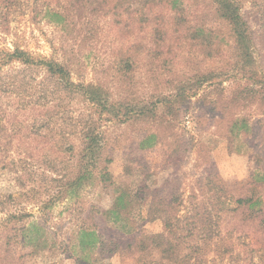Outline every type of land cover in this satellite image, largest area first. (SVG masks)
<instances>
[{
    "label": "rangeland",
    "instance_id": "rangeland-1",
    "mask_svg": "<svg viewBox=\"0 0 264 264\" xmlns=\"http://www.w3.org/2000/svg\"><path fill=\"white\" fill-rule=\"evenodd\" d=\"M85 1L66 33L50 12L66 13L68 0L0 3V60L19 47L65 67L71 84L0 62V256L8 250L17 264H264V234L243 223L249 213L220 212L252 195L264 204V0H177V20L163 0L147 5L144 22L138 0ZM222 1L248 42L236 43ZM130 52L126 69L121 54ZM90 85L133 111L101 112L81 91ZM89 136L98 139L93 168L84 157ZM198 212L214 233L198 229ZM7 215L24 218L5 225ZM96 225L108 250V240L118 242L114 252L81 250L78 231Z\"/></svg>",
    "mask_w": 264,
    "mask_h": 264
},
{
    "label": "trees",
    "instance_id": "trees-1",
    "mask_svg": "<svg viewBox=\"0 0 264 264\" xmlns=\"http://www.w3.org/2000/svg\"><path fill=\"white\" fill-rule=\"evenodd\" d=\"M10 0H0V3L5 4L6 2H9ZM171 5L168 6V10L171 11L174 14L173 19L177 20L181 14H182V9L177 7V0H170ZM135 2V0H134ZM139 3H137V7L140 8L141 12V22H144L143 18L146 16L145 10L147 5L154 4V3H163V0H138ZM223 2V1H222ZM87 1L85 0H68V6L67 11L59 12L56 9L51 10L50 14L53 15L55 18L54 21L62 27V30L66 33L69 31L71 26H73L74 23V18L69 19L70 17V12L75 11L77 15L74 17L80 18L82 15V12L87 7ZM73 7L74 10H70ZM133 7V6H132ZM222 9H220L221 16L229 19V22H232L234 26L236 27L238 33L236 34V43H241L244 44L245 42H248V38L246 35V30L242 28V24L239 22L237 17L234 15L233 12L235 10L232 9V6L228 2H223L222 3ZM223 8L225 11H223ZM133 13L136 12L135 7L132 9ZM219 11V10H218ZM119 15V14H116ZM146 19V18H144ZM176 26H178V23H175ZM163 40V37L155 38L154 44L162 45L160 42ZM122 58V63L124 65V68H128V63L129 60L132 58L131 52L126 53V54H121ZM6 60V62H18L22 66H24L27 69H31L34 66H38V68L44 69L46 71L47 75L49 78H57L59 84L65 83L66 87H70L71 84L68 81L69 77V72L65 67L62 65L52 62V61H45V60H36L34 59L27 51H24L23 49L19 47H15L14 50L12 51H5L2 53V58L1 60ZM0 60V62H1ZM105 88L101 85H90L86 89H82L81 91L83 92V95L86 97V99L92 103L93 105H98L100 106L101 112H108L110 115H112L114 118L118 117L119 113H123L124 116L128 115L131 111H133V108H130L129 104H126L125 102H122L119 104L115 103H110L109 102V96H107V92L104 90ZM154 103H152L151 106ZM120 108H125L124 112H118ZM144 111V110H143ZM142 111V112H143ZM123 117V116H122ZM235 126V123H233V127ZM90 129V128H89ZM91 130V129H90ZM151 139H154V135H152L149 139L143 140V144H140V147L143 148V145ZM98 143V139L95 136H89L87 137V142L84 144V153L86 154L84 157L88 160V167H94L91 164V161L93 160L95 156V151L94 148ZM87 167V166H86ZM88 170L83 172H87ZM79 172H82L80 170ZM84 178V176H80L78 180ZM138 198H140V194L136 193ZM135 195V196H136ZM126 198V194L123 193L121 194L117 200H116V205L115 208L112 211V214L116 217L118 216L119 212L124 210L125 204H124V199ZM137 198V197H136ZM236 203L241 205L239 208L232 209V208H226L220 210V212L225 211V212H237L240 211L241 215H245L246 213H249L247 216L249 220H246V218L243 220L244 226H248L249 224L253 226L254 228L258 229L262 234H264V204L258 199L255 198L254 196H248L246 200H241L237 199ZM259 207V208H257ZM156 208H154L155 210ZM174 216L176 217V212H174ZM204 214L201 212L197 213V216L199 217V220H204L201 224H199L198 229L203 231H208V233H214L213 232V224L211 219H205ZM114 217V218H115ZM24 218L23 215H7V219L5 220V225L8 224L9 222L12 221H19L20 219ZM117 220V219H116ZM2 221V220H1ZM250 221V222H248ZM2 226L4 225V221H2ZM166 228H169L170 231H172L173 226L170 222L165 224ZM197 227V226H196ZM30 230L34 231L35 234L38 233L39 228L36 224H33L30 226ZM25 231V227L20 228V231ZM171 233V232H170ZM17 237V235H15ZM78 237V244L81 250L86 251V250H96L98 251L99 254L102 253H112L114 250H116L117 243H114L113 241L108 240L109 245H111V248L108 250V246L106 245V239L102 233V231L97 228L96 226L93 227H88V228H80V230L77 233ZM113 246L115 248H113ZM5 261L6 264H17L16 261L12 258L10 252L6 250V253L4 256H0V262ZM80 260L77 259V262L75 264H79Z\"/></svg>",
    "mask_w": 264,
    "mask_h": 264
}]
</instances>
